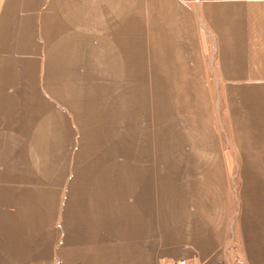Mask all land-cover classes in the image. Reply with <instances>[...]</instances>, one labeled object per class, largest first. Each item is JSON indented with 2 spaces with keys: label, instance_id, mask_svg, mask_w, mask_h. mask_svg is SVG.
I'll list each match as a JSON object with an SVG mask.
<instances>
[{
  "label": "crops",
  "instance_id": "obj_1",
  "mask_svg": "<svg viewBox=\"0 0 264 264\" xmlns=\"http://www.w3.org/2000/svg\"><path fill=\"white\" fill-rule=\"evenodd\" d=\"M179 259L264 264V0H0V264Z\"/></svg>",
  "mask_w": 264,
  "mask_h": 264
},
{
  "label": "built area",
  "instance_id": "obj_2",
  "mask_svg": "<svg viewBox=\"0 0 264 264\" xmlns=\"http://www.w3.org/2000/svg\"><path fill=\"white\" fill-rule=\"evenodd\" d=\"M173 264H188V263L185 259H179V260L173 262Z\"/></svg>",
  "mask_w": 264,
  "mask_h": 264
},
{
  "label": "rangeland",
  "instance_id": "obj_3",
  "mask_svg": "<svg viewBox=\"0 0 264 264\" xmlns=\"http://www.w3.org/2000/svg\"><path fill=\"white\" fill-rule=\"evenodd\" d=\"M215 95V94H214ZM170 264H173V262L172 263H170Z\"/></svg>",
  "mask_w": 264,
  "mask_h": 264
}]
</instances>
